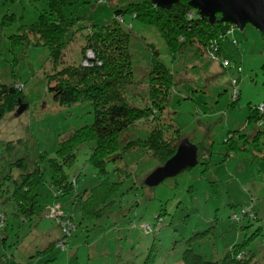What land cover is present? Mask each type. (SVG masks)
I'll use <instances>...</instances> for the list:
<instances>
[{
  "label": "rangeland",
  "instance_id": "1",
  "mask_svg": "<svg viewBox=\"0 0 264 264\" xmlns=\"http://www.w3.org/2000/svg\"><path fill=\"white\" fill-rule=\"evenodd\" d=\"M47 2L0 0V82L15 85L26 100H19L16 110L0 119V216H5L0 227V264H9L11 258L18 264H181L187 241L196 254L214 262L257 230L260 235L246 249L256 264H264V138L252 143L258 128L247 124L248 107L264 105V49L261 35L250 26L242 32L235 27L229 30L241 52L240 64H233L217 60L210 48L200 54L187 47L171 56L152 28L125 16V27L131 26L134 79L138 83L127 96L129 103L141 109L146 105L151 55L147 46L152 45L175 81L160 124L166 135L179 129L183 139L198 148L202 161L153 188L143 182L159 163L146 151L131 152L108 163L106 178L122 184L109 216L87 222L72 205L74 195L96 181L95 170L87 163L92 144H86L65 170L72 182L76 179L74 193L54 198L43 161L38 164L45 180L39 190V213L24 222L15 215L10 191L19 172L14 162L25 158L32 168L40 154L54 157L60 139L92 123L89 104L63 109L52 101L46 91L47 76L52 72L48 50L12 48L8 39L20 24L33 23ZM125 7L124 0H89L88 4L77 3L73 10L81 17L79 27L106 24L113 11ZM78 43L75 39L66 52L67 62L79 61ZM21 106L25 110L17 115ZM146 123L127 129L120 146L135 138L145 139L153 126ZM244 135L250 141L240 138ZM241 145L245 151L236 149ZM227 147L234 151L228 152ZM53 205L72 216L77 230L64 251L54 247L46 252L61 234L46 212L47 206ZM246 210H251L250 216L239 223L233 221L234 215L241 217Z\"/></svg>",
  "mask_w": 264,
  "mask_h": 264
},
{
  "label": "trees",
  "instance_id": "2",
  "mask_svg": "<svg viewBox=\"0 0 264 264\" xmlns=\"http://www.w3.org/2000/svg\"><path fill=\"white\" fill-rule=\"evenodd\" d=\"M77 3L88 4L89 0H48L46 9L38 13L33 23L20 24L17 31L8 37L12 48L42 47L48 50L52 72L47 76L46 91L58 107L70 109L87 103L91 106L92 113L90 125L82 126L60 139L54 157L48 158L46 154H40L32 168L25 158L14 162L13 167L19 173L13 182L10 200L14 205L15 215L22 222L31 221L40 211L36 207L39 190L45 180L39 163H47L50 174L47 184L52 189L54 198L71 196L75 191L76 179L72 182L65 170L74 164L81 147L92 144L87 163L95 170L96 181L74 195L72 205L77 207L82 221L98 222L109 216L113 199L122 184L108 181V163H116L125 155L142 150L156 158L160 167L174 155L177 146L185 138L177 128L166 135L160 124L175 81L172 72L162 63L158 51L152 45L147 46L151 55L145 89L146 105L141 109L128 101L127 96L132 93L131 90L137 89L138 83L134 79L131 26L125 27V16L144 27L152 28L171 56L180 54L187 47H194L200 54L204 48H210V53L217 60L240 64L241 52L237 42L231 37V26L223 23L210 25L195 10L190 9L186 1H180L171 9L165 10L154 7L151 0H124L126 7L113 11V17L108 23H85L79 27L77 25L81 17L73 10ZM219 18L217 15V20ZM76 33L78 37L75 36ZM75 39H79V61L69 63L66 52ZM87 52L91 55L88 56ZM261 70L264 74V64ZM14 86L0 82V119L4 114L15 111L19 100L26 102ZM259 107H248L247 124H254L258 128L254 136H251L252 143L264 138V115L258 111ZM144 122L153 125L147 137L128 140L121 147V137L127 129ZM247 135L240 138L245 137L250 141ZM195 148L199 165L202 160L198 148ZM227 148L228 152L234 151L233 147ZM236 149L246 150L244 145L237 146ZM8 178L9 176L7 180ZM61 210L60 206L54 205L46 208L48 216L61 231L60 237L50 244L46 252L54 247L64 251L77 230L72 216L64 215ZM250 214L251 212L241 217L234 215L238 219H232L239 223ZM0 217V227H3L5 216ZM259 235L257 230L246 237L241 245L231 247L221 260L214 262L196 254L187 241L181 264H256L246 246Z\"/></svg>",
  "mask_w": 264,
  "mask_h": 264
},
{
  "label": "water",
  "instance_id": "3",
  "mask_svg": "<svg viewBox=\"0 0 264 264\" xmlns=\"http://www.w3.org/2000/svg\"><path fill=\"white\" fill-rule=\"evenodd\" d=\"M180 1H186L187 6L195 10L200 18L206 19L210 25L228 24L240 32L250 26L261 35L264 49V0H151V4L156 8L169 10ZM217 15L220 16L218 20ZM24 110L25 106H21L16 114L20 115ZM197 163L196 148L187 139H183L174 155L149 173L143 183L148 188L156 187L165 180L190 170Z\"/></svg>",
  "mask_w": 264,
  "mask_h": 264
},
{
  "label": "built area",
  "instance_id": "4",
  "mask_svg": "<svg viewBox=\"0 0 264 264\" xmlns=\"http://www.w3.org/2000/svg\"><path fill=\"white\" fill-rule=\"evenodd\" d=\"M263 109H264V105H262V106H260V107L258 108V110H259L261 113H262ZM249 212H250L249 210L243 211V212H242V215H244V214H248ZM233 218L238 219L236 216H233Z\"/></svg>",
  "mask_w": 264,
  "mask_h": 264
},
{
  "label": "crops",
  "instance_id": "5",
  "mask_svg": "<svg viewBox=\"0 0 264 264\" xmlns=\"http://www.w3.org/2000/svg\"><path fill=\"white\" fill-rule=\"evenodd\" d=\"M17 260V259H16ZM18 261H15L13 258H11V260L9 261V264H18L17 263ZM26 264H28V263H26Z\"/></svg>",
  "mask_w": 264,
  "mask_h": 264
}]
</instances>
